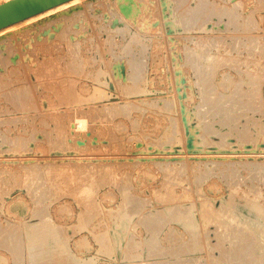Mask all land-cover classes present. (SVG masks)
Instances as JSON below:
<instances>
[{"label": "rangeland", "instance_id": "obj_1", "mask_svg": "<svg viewBox=\"0 0 264 264\" xmlns=\"http://www.w3.org/2000/svg\"><path fill=\"white\" fill-rule=\"evenodd\" d=\"M263 227L264 0H72L0 30V264H259Z\"/></svg>", "mask_w": 264, "mask_h": 264}, {"label": "bare ground", "instance_id": "obj_2", "mask_svg": "<svg viewBox=\"0 0 264 264\" xmlns=\"http://www.w3.org/2000/svg\"><path fill=\"white\" fill-rule=\"evenodd\" d=\"M203 1H204V0H203ZM207 1H208V0H207ZM200 2H201V0H200ZM178 3H179V1H178ZM188 3H189V2H188ZM197 4H198V3H197ZM217 4H218V3H217ZM181 5H182V4H181ZM183 6H184V5H183ZM186 6H187V3H186ZM186 6H185V7H186ZM190 7H191V6H190ZM190 7H189V8H190ZM199 7H200V6H199ZM199 7H198V8H199ZM201 7H202V6H201ZM182 8H183V7H182ZM201 9H202V11H203V10L205 9V7H204V8H201ZM213 9H214V7H213ZM232 9H233V8H232ZM190 10H191V9H190ZM195 10H196L195 12H197V9H196V8H195ZM210 10H211V9H210ZM224 10H225V9H224ZM199 11H200V10H199ZM189 12H191V11H188V13H189ZM214 12H215V10H214ZM232 12H233V10H232ZM186 13H187V12H186ZM192 13H193V12H192ZM200 13H201V11H200ZM209 13H210V12H209ZM212 13H213V12H212ZM229 13H230V12H229ZM181 14H182V13H181ZM194 14H195V13H194ZM217 14H218V13H217ZM232 14H233V13H232ZM190 15H191V14H190ZM195 15H197V13H196ZM208 15H209V14H208ZM208 15H207V16H208ZM184 16H185V15H184ZM192 16H194V15H192ZM198 16H199V15H198ZM198 16H197V17H198ZM201 16H202V15H201ZM210 16H211V15H210ZM187 17H188V16H187ZM212 17H213V16H212ZM221 17H222V16H221ZM231 17H232V16H231ZM191 18H192V17H191ZM208 18H209V17H208ZM208 18H207V19H208ZM217 18H218V17H217ZM232 18H233V17H232ZM235 18H236V17H235ZM235 18H234V19H235ZM184 19H185V18H184ZM184 19H182V20H184ZM195 19H196V18H195ZM228 19H229V18H228ZM124 20H125V19H124ZM190 20H191V19H190ZM192 20H193V19H192ZM202 20H203V19H202ZM204 20H205V19H204ZM219 20H220V19H219ZM184 21H185V20H184ZM195 21H197V20H195ZM198 21H200V20H198ZM208 21H209V20H208ZM237 21H239V20H237ZM203 22H204V21H203ZM217 22H218V21H217ZM179 23H180V22H179ZM182 23H183V22H182ZM187 23H188V22H187ZM200 23H201V22H200ZM207 23H208V22H207ZM218 23H220V21H219ZM198 24H199V23H198ZM231 24H232V23H231ZM188 25H189V24H188ZM239 25H240V24H239ZM199 27H200V26H199ZM204 27H205V26H204ZM204 27H203V28H204ZM206 27H207V26H206ZM236 27H237V26H236ZM201 28H202V26H201ZM114 29H116V28H114ZM121 29H122V28H121ZM121 29H120V30H121ZM184 29H186V28H184ZM188 29H189V27H188ZM198 29H199V28H198ZM122 30H123V29H122ZM113 31H114V30H113ZM186 31H187V30H186ZM119 32H120V31H119ZM129 32H130V31H129ZM123 33H124V32H123ZM123 33H122V34H123ZM125 33H126V32H125ZM137 35H139V33H138ZM134 37H135V36H134ZM134 37H132V38H134ZM112 38H113V37H112ZM137 38H138V36H137ZM139 38H141V37H139ZM125 39H126V38H125ZM197 39H198V38H197ZM202 39H203V38H202ZM132 40H133V39H132ZM145 40H146V39H145ZM198 40H199V39H198ZM114 41H115V40H114ZM134 41H135V40H134ZM138 41H139V40H138ZM205 41H206V40H205ZM208 41H209V40H208ZM211 41H212V40H211ZM110 42H111V41H110ZM130 42H131V41H130ZM216 42H217V40H216ZM133 43H134V42H133ZM135 43H136V41H135ZM143 43H144V41H143ZM200 43H201V42H200ZM207 43H208V42H207ZM209 43H210V42H209ZM218 43H219V41H218ZM128 44H129V43H128ZM126 45H127V44H126ZM126 45H125V46H126ZM133 45H134V44H133ZM144 45H145V44H144ZM213 46H214V45H213ZM121 47H122V46H121ZM126 47H128V45H127ZM130 47H131V46H130ZM206 47H207V46H206ZM222 47H223V46H222ZM236 47H237V46H236ZM196 48H197V47H196ZM130 49H131V48H130ZM235 49H236V48H235ZM239 49H240V48H239ZM122 50H123V49H122ZM136 50H137V49H136ZM185 50H186V49H184V51H185ZM120 51H121V50H120ZM127 51H128V50H127ZM127 51H125V52H127ZM140 51H141V50H140ZM191 51H192V50H191ZM206 51H207V50H206ZM219 51H220V50H219ZM228 51H229V50H228ZM121 52H122V51H121ZM125 52H123V53H125ZM143 52H144V51H143ZM229 52H230V51H229ZM190 53H192V52H190ZM193 53H194V52H193ZM185 54H186V53H185ZM207 54H208V52H207ZM223 54H224V53H223ZM135 55H136V54H135ZM203 55H204V54H203ZM203 55H202V56H203ZM205 55H206V54H205ZM209 55H210V54H209ZM221 55H222V54H221ZM228 55H229V54H228ZM187 56H188V55H187ZM197 56H199V55H197ZM207 56H208V55H207ZM214 56H215V55H214ZM225 56H226V55H225ZM134 57H135V56H134ZM199 57H200V56H199ZM223 57H224V56H223ZM232 57H233V56H232ZM132 58H133V57H132ZM138 58H139V57H138ZM188 58H189V57H188ZM212 58H214L213 55H212ZM212 58H211V59H212ZM235 58H236V57H235ZM140 59H141V58H139V60H140ZM206 59H207V58H206ZM215 59H216V57H215ZM226 59H228V58H226ZM130 60H131V59H130ZM130 60H129V61H130ZM202 60H204V59H202ZM202 60H200V61L202 62ZM213 60H214V59H213ZM217 60H218V59H217ZM234 60H236V59H234ZM205 61H206V60H205ZM209 61H210V59H209ZM209 61H208V62H209ZM225 61H226V60H225ZM130 62L132 63L133 61H130ZM186 62H188V61H186ZM201 62H200V64L202 65ZM241 62H242V61H241ZM136 63H137V62H136ZM198 63H199V62H198ZM211 63H213V62H211ZM211 63H208V64H211ZM223 63H224V62H223ZM237 63H238V62H237ZM237 63H236V64H237ZM136 65H137V64H136ZM139 65H140V64H139ZM188 65H189V64H188ZM191 65H192V64H191ZM196 65H197V64H196ZM204 65L206 66V64H204ZM241 65H242V64H241ZM245 65H246V64H245ZM130 66H131V65H130ZM141 66H142V65H141ZM144 66H145V65H144ZM216 66H218V65H216ZM136 67H138V66H136ZM193 67H195V66H193ZM196 67H197V66H196ZM219 67H220V66H219ZM141 68H142V67H141ZM132 69H133V68H132ZM138 69H139V68H138ZM144 69H145V68H144ZM203 70H204V69H203ZM210 70H211V69H210ZM213 70H214V69H213ZM133 71H134V69H133ZM139 71H140V70H139ZM207 71H208V70H207ZM211 71H212V70H211ZM209 72H210V71H209ZM139 73H141V72H139ZM197 73H198V72H197ZM246 73H247V72H246ZM131 74H132V73H131ZM133 74H134V73H133ZM136 74H137V73H136ZM212 74H214V73H212ZM129 75H130V74H129ZM141 75H142V74H141ZM196 75H197V74H196ZM199 75H200V74H199ZM138 76H139V75H138ZM135 77H136V76H135ZM140 77H141V76H140ZM197 77H198V76H197ZM199 77H200V76H199ZM202 77H203V74H202ZM246 77H247V76H246ZM131 78H132V76H131ZM133 78H134V77H133ZM136 78H137V77H136ZM136 78H135V79H136ZM210 78H211V77H210ZM210 78H209V79H210ZM257 78H258V77H257ZM204 79H205V78H204ZM206 79H207V77H206ZM130 80H134V79H130ZM136 80H137V79H136ZM138 81H139V80H138ZM202 81H203V80H202ZM258 81H259V80H258ZM132 82H133V81H132ZM135 82H136V81H135ZM200 82H201V81H200ZM211 82H212V81H211ZM142 83H143V82H142ZM231 83H233V82H231ZM244 83H245V82H244ZM247 83H248V82H247ZM250 83H252V82H250ZM253 83H254V82H253ZM132 84H133V83H132ZM218 84H219V83H218ZM237 84H238V83H237ZM254 84H255V83H254ZM205 85H206V84H205ZM212 85H213V84H212ZM231 85H232V84H231ZM255 85H256V84H255ZM258 85H259V84H258ZM258 85H257V86H258ZM127 86H128V85H127ZM198 86H199V84H198ZM200 86H201V85H200ZM228 86H229V85H228ZM223 87H224V86H223ZM255 87H256V86H255ZM127 88H128V87H127ZM137 88H138V87H137ZM198 88H199V87H198ZM210 88H211V86H210ZM225 88H226V87H225ZM235 88H236V87H235ZM237 88H238V87H237ZM133 89H134V88H133ZM204 89H205V88H204ZM229 89H230V88H229ZM254 90H255V89H254ZM242 91H243V90H242ZM210 92H211V91H210ZM133 93H134V92H133ZM203 93H204V92H203ZM237 93H238V92H237ZM210 94H211V93H210ZM217 94H218V93H217ZM232 94H233V93H232ZM242 94H243V93H242ZM244 94H245V93H244ZM253 94H255V93H253ZM213 95H215V94H213ZM245 95H246V94H245ZM221 96H222V94H221ZM228 96H229V95H228ZM236 96H237V95H236ZM238 96H239V95H238ZM243 96H244V95H243ZM202 97H203V96H202ZM206 97H208V95H207ZM225 97H226V96H225ZM230 97H231V96H230ZM208 98H209V97H208ZM222 98H223V97H222ZM239 98L241 99V97H239ZM220 99H221V98H220ZM242 99H243V98H242ZM213 100L215 101L214 98H213ZM255 100H256V99H255ZM260 100H261V99H260ZM260 100H259V101H260ZM205 101H206V100H205ZM252 101H253V99H252ZM201 102H202V101H201ZM212 102H213V101H212ZM229 102H230V101H229ZM233 102H234V101H233ZM235 102H236V99H235ZM238 102H239V101H237V103H238ZM130 103H131V102H130ZM158 103H159V102H158ZM166 103H167V102H166ZM204 103H205V102H204ZM218 103H219V102H218ZM246 103H247V102H246ZM246 103H245V105H246ZM251 103H252V102H251ZM251 103H250V104H251ZM258 103H259V102H258ZM137 104H138V103H137ZM156 104H157V103H156ZM213 104H214V103H213ZM219 104H220V103H219ZM240 104H241V103H240ZM260 104H261V103H260ZM147 105H148V104H147ZM203 105H204V104H203ZM207 105H208V103H207ZM209 105H210V104H209ZM211 105H212V104H211ZM229 105H230V104H229ZM245 105H244V107H245ZM247 105H248V104H247ZM257 105H258V104H257ZM129 106H130V105H129ZM200 106H201V104H200ZM215 106H217V103H215ZM215 106L213 105L214 109L216 108ZM250 106H251V105H250ZM252 106H253V104H252ZM260 106H262V105H260ZM133 107H134V106H133ZM154 107H155V105H154ZM204 107H206V106H204ZM219 107H220V105H219ZM221 107H222V106H221ZM226 107H227V105H226ZM231 107H232V106H231ZM231 107H230V108H231ZM248 107H249V106H248ZM254 107H256V106L254 105ZM166 108H168V107H166ZM227 108H228V107H227ZM227 108H226V109H227ZM233 108H234V107H233ZM249 108H250V107H249ZM257 108H259V106H258ZM133 109H134V108H133ZM137 109H138V108H137ZM168 109H170V107H169ZM216 109H217V108H216ZM216 109H215V110H216ZM218 109H219V108H218ZM228 109H229V108H228ZM239 109H240V108H239ZM124 110H126V109H124ZM138 110H139V109H138ZM200 110H201V109H200ZM215 110H214V111H215ZM223 110H225V108H224ZM232 110H233V109H232ZM232 110H231V113H232ZM243 110H244V109H243ZM245 110H246V109H245ZM259 110H260V108H259ZM169 111H170V110H169ZM211 111H212V110H211ZM226 111H227V110H226ZM255 111H256V110H255ZM215 112H216V111H215ZM215 112H214V113H215ZM130 113H131V112H130ZM204 113H205V112H204ZM209 113H210V112H209ZM211 113H212V112H211ZM243 113H244V112H243ZM261 113H262V112H261ZM212 114H213V113H212ZM217 114H218V113H217ZM223 114H224V113H223ZM228 114H229V113H228ZM128 115H129V114H128ZM200 115H201V114H200ZM206 115H207V114H206ZM224 115H225V114H224ZM242 115H243V114H242ZM225 116H226V115H225ZM238 116H239V115H238ZM231 117H232V116H231ZM204 118H205V117H204ZM223 119H224V118H223ZM235 119H236V117H235ZM202 120H203V119H202ZM219 120H220V119H219ZM232 120H233V119H232ZM252 120H253V119H252ZM203 121H204V120H203ZM254 121H255V120H254ZM213 122H214V121H213ZM223 122H224V121H222V123H223ZM227 122H228V121H227ZM233 122H234V121H233ZM248 122H249V121H248ZM202 123H203V122H202ZM207 123H208V122H207ZM220 123H221V122H220ZM245 123H246V122H245ZM210 124H211V123H210ZM225 124H226V123H225ZM220 125H221V124H220ZM212 126H214V125H212ZM221 126H222V125H221ZM224 126H225V125H224ZM245 126H246V125H245ZM243 127H244V126H243ZM234 128H236V127H234ZM248 128H249V127H248ZM230 129H231V128H230ZM236 129H237V128H236ZM211 130H212V129H211ZM244 130H245V128H244ZM246 130H247V129H246ZM261 130H262V128H261ZM218 131H219V130H218ZM248 131H249V130H248ZM237 132H239V131H237ZM242 132H243V131H242ZM218 133H219V132H218ZM239 133H240V132H239ZM246 134H247V133H246ZM251 134H252V132H251ZM237 135H238V134H237ZM239 135H240V134H239ZM221 136H222V135H221ZM246 137H247V136H246ZM256 137H257V136H256ZM5 138H6V137H5ZM16 138H17V137H16ZM18 138H19V137H18ZM18 138H17V139H18ZM60 138H61V137H60ZM242 138H243V136H242ZM11 139H12V138H11ZM245 139H246V138H245ZM250 139H251V137H250ZM6 140H7V139H6ZM12 140H13V139H12ZM248 140H249V139H248ZM16 141H17V140H16ZM19 143H20V142H19ZM17 145H18V144H17ZM35 164H36V163H35ZM55 164H56V163H55ZM64 164H65V163H64ZM30 165H31V164H30ZM68 165H69V164H68ZM35 166H36V165H35ZM24 167H25V166H24ZM65 167H66V166H65ZM36 168H37V167H36ZM27 169H28V168H27ZM29 171H30V170H29ZM23 172H24V171H23ZM25 173H26V172H25ZM41 173H42V172H41ZM200 174H201V173H200ZM226 175H227V174H226ZM252 175H253V174H252ZM34 176H35V175H34ZM37 176H38V175H37ZM39 176H40V173H39ZM199 176H200V175H199ZM202 176H203V175H202ZM29 178H30V176H29ZM33 178H34V177H33ZM35 178H36V177H35ZM197 178H199V177H197ZM94 179H95V178H94ZM198 180H200V178H199ZM33 183H34V182H33ZM40 184H41V183H40ZM84 184H85V183H84ZM85 185H86V184H85ZM41 186H42V185H41ZM123 186H125V185H123ZM37 187H38V186H37ZM46 187H47V186H46ZM29 188H30V186H29ZM44 188H45V187H44ZM38 189H39V187H38ZM40 189H41V188H40ZM49 189H51V188H49ZM93 189H94V188H93ZM35 190H36V189H35ZM30 192H31V191H30ZM32 192H33V191H32ZM44 192H46V191H44ZM87 192H88V191H87ZM171 192H172V191H171ZM41 193H42V192H41ZM47 193H48V192H47ZM93 193H94V192H93ZM122 193H123V192H122ZM90 194H91V193H90ZM171 194H172V193H171ZM32 196H33V194H32ZM125 196H126V195H125ZM128 196H129V195H128ZM172 196H173V195H172ZM133 197H134V196H133ZM133 197H132V195H131L130 198H131V199H134ZM41 198H42V197H41ZM44 198H45V197H44ZM130 198H128V201H127V200H126V201L129 202V201H130V200H129ZM164 198H165V197H164ZM135 199H136V198H135ZM135 199L133 200V204H135V203H134ZM137 200H138V199H136V201H137ZM92 201H93V200H91V202H92ZM138 201H140V200H138ZM138 201H137V202H138ZM141 201H142V200H141ZM35 202H36V201H35ZM130 202H132V201H130ZM137 202H136V203H137ZM141 203L144 204L145 202L142 201ZM128 204H129V203H128ZM133 204H131V205H133ZM137 204H139V203H137ZM139 205H140V204H139ZM139 205H138V207H140V206L143 207V206H144V205H142V204H141L140 206H139ZM250 206H251V205H250ZM35 207H37V206H35ZM42 207H43V206H42ZM42 207H41V208H42ZM132 207H133V206H132ZM135 207H137V205H135ZM142 207H141V208H142ZM130 208H131V207H130ZM133 208H134V207H133ZM141 208H139V209H141ZM37 209H39V208H37ZM45 209H46V208H45ZM45 209H44V210H45ZM139 209H137V211H138ZM166 209H167V208H166ZM173 209H174V207H173ZM20 210H21V209H20ZM40 210H41V209H40ZM40 210H39V212H40ZM131 210H132V209H131ZM176 210H177V209H176ZM134 211H136V210H134ZM137 211H136V212H137ZM139 211H140V210H139ZM168 211H169V210H168ZM172 211H173V210H172ZM180 211H181V210H180ZM225 211H226V210H225ZM17 212H18V211H17ZM20 212H22V211H20ZM42 212H43V211H42ZM173 212H174V211H173ZM47 213H48V212H47ZM123 213H124V212H123ZM133 213H134V212H133ZM138 213H139V212H137V214H138ZM140 213H141V211H140ZM140 213H139V214H140ZM175 213H176V212H175ZM38 214H39V213H38ZM40 214H41V213H40ZM127 214H128V213H127ZM134 214H135V213H134ZM134 214H132V215L134 216ZM153 214H154V213H153ZM153 214L150 213L151 216H152ZM156 214H160V212L158 213V211H157ZM156 214H154V215H156ZM162 214H163V212H162ZM168 214H169V212H168ZM170 214H171V213H170ZM172 214H173V213H172ZM172 214H171V216H172ZM188 214H189V213H188ZM240 214H241V213H240ZM34 215H35V214H34ZM128 215H129V214H128ZM140 215H141V214H140ZM38 216H39V215H38ZM41 216L43 217L42 214H41ZM50 216H51V215H50ZM85 216H86V215H85ZM121 216H122V215H121ZM133 216H131V217H133ZM141 216H142V215H141ZM161 216H162V215H161ZM161 216L159 215L160 218H161ZM164 216H165V215H163V217H164ZM226 216H227V215H226ZM226 216L223 215V214H219V215L217 216V220H218V222H219L220 224H224V223H226V221H227V217H226ZM46 217H47V215H46ZM129 217H130V216H129ZM142 217H143V216H142ZM157 217H158V215H157ZM159 217H158V218H159ZM163 217H162V218H163ZM173 217H174V216H173ZM191 217H193V216H191ZM230 217H231V216H230ZM35 218H36V217H35ZM39 218H40V217H39ZM43 218H44V217H43ZM139 218H140V216H139ZM145 218H146V217H144V224H145V221H146ZM148 218H149V217H148ZM155 218H156V216H155ZM158 218H157V219H158ZM168 218H169V217H168ZM168 218H167V216H166V220H168ZM188 218H189V217H188ZM188 218H187V219H188ZM248 218H249V217H248ZM41 219H42V218H41ZM85 219H86V218H85ZM126 219H127V218H126ZM146 219H147V218H146ZM151 219H152V217H151ZM151 219H149V220H151ZM210 219H211V218H210ZM87 220H88V219H87ZM120 220H121V219H120ZM122 220H123V219H122ZM154 220H155L156 222L158 221V220H156V219H154ZM159 220H160V219H159ZM163 220H165V218H164ZM192 220H193V219H192ZM151 221H152V220H151ZM155 221H154V223L156 224ZM160 221H161V220H160ZM160 221H159V222H160ZM229 221H230V220H229ZM23 222H24V221H23ZM149 222H150V221H149ZM163 222H164V221H163ZM179 222H180V221H179ZM185 222H186V224H187V221H185ZM190 222H191V221L189 220V222H188L189 225H190ZM256 222H257V221H256ZM36 223H37V222H36ZM150 223H151V222H150ZM152 223H153V222H152ZM164 223H166V222H164ZM192 223H193V222H192ZM192 223H191V224H192ZM25 224H26V223H25ZM141 224H142V223H141ZM147 224H149V223H147ZM248 224H249V223H248ZM39 225H40L41 227L43 226V229L45 228V230H46L47 227H49V228H47V230H48L49 232H48V233L46 232V233H47L46 236H47L48 239H49L48 236H50V245H49V242H48L47 245H49L48 247L51 246V249L48 250V252H47V250H46V252H47L46 254L43 253V252L41 251L42 249L39 250L40 252H42V253L44 254V255H43L42 253L39 252L40 255L42 254V256H39V254H38L39 259H42V258L47 259V257H53V256H56V255L58 256V255H60L62 252L66 251L65 248H63V247H64L63 244H61V235H60V233H59L60 230L58 231L59 228H58V229L56 228L57 225L55 226V223H53V222L50 220L49 217H48V218H44L43 220H41V222H40L39 224H35V223H33V224H28V225H26V226L24 225V227H25V235H26L25 237H26L27 239H29V241H33V242H34L35 240H37L36 237H38V236H37L38 234L40 235V237L42 236V235L39 233L38 228H36V227L39 226ZM151 225H152V224H151ZM151 225H146V227L151 226ZM156 225H158V224H156ZM156 225H155V226H156ZM160 225H161L160 227H162V226L165 225V224L162 225V224L160 223ZM225 225H227V224H225ZM225 225H224V226H225ZM40 226H39V227H40ZM153 226H154V225H152L151 227H148V228H150V232L153 231V230H152ZM221 226H223V225H221ZM13 227H14V226H13ZM41 227H40V229L42 230ZM157 227H159V226H157ZM11 228H12V227H11ZM18 228H19V227H18ZM61 228H62V227H61ZM263 228H264V227H263ZM19 229H21V228H19ZM19 229H17V233H18ZM36 229H37L38 231H37ZM49 229H50V230H49ZM153 229H154V228H153ZM156 229H157V228H155L154 231H155ZM254 229H255V228H254ZM256 229H257V228H256ZM11 230H12V229H11ZM45 230H44V231H45ZM157 230H158V229H157ZM252 230H253V229H252ZM257 230H258V229H257ZM14 231H16V230H14ZM193 231H194V230H193ZM193 231H192V232H193ZM228 231H229V230H228ZM250 231H251V229H250ZM258 231H259V230H258ZM60 232H62V231H60ZM160 232H161V231H160ZM251 232H252V231H251ZM262 232H263V231H262ZM262 232H256V233H257V234H256L257 239H258V240H261V241H259V242H262V241L264 242V233H262ZM11 233H12V232H11ZM21 233H22V232H21ZM37 233H38V234H37ZM42 233H44V232H42ZM13 234L16 235V233H13ZM48 234H49V235H48ZM103 234H104V233H103ZM105 234H106V233H105ZM153 234H154V233H153ZM158 234H159V233H158ZM172 234H173V233H172ZM222 234H223V233H222ZM232 234H233V233H232ZM253 234H254V233H253ZM17 235L20 236V233H18ZM44 235H45V234H44ZM107 235H108V234H107ZM228 235H229V234H228ZM239 235H240V234H239ZM249 235H251V233H249ZM21 236H23V235H21ZM46 236H45V240L47 241ZM153 236H154V235H152V237H153ZM167 236H169V235H167ZM176 236H177V235H176ZM220 236H221V235H220ZM5 237H6V236H5ZM11 237H12V236H11ZM17 237H18V236H17ZM62 237H63V236H62ZM101 237H102V236H101ZM105 237H106V236H104V238H105ZM109 237H110V236H109ZM241 237H242V236H241ZM247 237H249V236H247ZM254 237H255V236L252 237V235H251V242H252V243H253V241H254V240L252 241V238H254ZM15 238H16V237H15ZM18 238H19V237H18ZM18 238H16V242H18V240H19ZM20 238H21V237H20ZM172 238H173V236H172ZM174 238H175V237H174ZM10 239H11V238H10ZM17 239H18V240H17ZM22 239H23V238H22ZM34 239H35V240H34ZM107 239H108V238H107ZM155 239H156V238H155ZM168 239H169V238H168ZM227 239H228V238H227ZM247 239H248V238H247ZM254 239H256V238H254ZM20 240H21V239H20ZM41 240H42V239H41ZM98 240H99V239H98ZM175 240H176V239H175ZM249 240H250V238H249ZM0 241H1V240H0ZM8 241H9V240H8ZM29 241H28L27 243H29ZM46 241L43 240V242H45V243H46ZM48 241H49V240H48ZM101 241H104V240L101 239ZM105 241H106V240H105ZM105 241H104V242H105ZM189 241H190V240H189ZM236 241H237V240H236ZM243 241H244V240H243ZM256 241H257V240H256ZM1 242H3V240H2ZM20 242H21V241H20ZM107 242H108V240H107ZM127 242H128V241H127ZM129 242H130V241H129ZM227 242H228V241H227ZM234 242H235V241H234ZM241 242H242V241H241ZM248 242H249V241H248ZM248 242H246V240H245V242H243V243H248ZM12 243H14V242H12ZM21 243H24V242H21ZM21 243H19V244L16 243V244L18 245L19 248H20V244H21ZM45 243H43V245H44ZM190 243H191V242H189V244H190ZM193 243H194V241H193ZM197 243H199V239H198V242H197ZM201 243H202V242H201ZM16 244H15V245H16ZM132 244H133V243H132ZM248 244H249V243H248ZM248 244H247V245H248ZM253 244H254V243H253ZM259 244H260V243H259ZM1 245H3V244L1 243ZM7 245H8V244H7ZM12 245H13V244H12ZM12 245H11V247H12V249H13L14 245H13V246H12ZM17 245H16L15 248H18ZM27 245H28V244H27ZM30 245H31V244L28 245L29 248H31ZM32 245H33V244H32ZM32 245H31V246H32ZM35 245H36V244H35ZM105 245H106V243H105ZM107 245H108V243H107ZM107 245H106V246H107ZM190 245L192 246V244H190ZM244 245L247 247L246 244H244ZM261 245H262V243H261ZM4 246L6 247V243H4ZM22 246H23V245H21V248H22ZM33 246H34V245H33ZM106 246H104V247L106 248ZM110 246H111V245H110ZM186 246H188V245H186ZM232 246H233V245H232ZM235 246H236V245H235ZM235 246H234V247H235ZM250 246H251V245H250ZM253 246H254V245H252V247H253ZM41 247H42V246H41ZM41 247H40V248H41ZM67 247H68V246H67ZM120 247H121V246H120ZM135 247H136V245H135ZM143 247H144V246H143ZM184 247H185V246H184ZM237 247H238V246H237ZM241 247H242V246L240 245V248H241ZM255 247H256V246H255ZM257 247H259V246L257 245ZM15 248H14V249H15ZM32 248H33V247H32ZM46 248H47V247H46ZM107 248H109V247H107ZM155 248H156V247H155ZM192 248H193V247H192ZM230 248H231V247H230ZM238 248H239V247H238ZM248 248H249V246H248ZM44 249H45V248H44ZM48 249H49V248H48ZM128 249H129V248H128ZM128 249H127V250H128ZM132 249H133V246H132ZM139 249H140V248H139ZM153 249H154V248H153ZM159 249H161V248H159ZM159 249L157 248V250H159ZM176 249H177V248H176ZM184 249H185V248H184ZM236 249H237V248H236ZM243 249H244V248H243ZM249 249H251V247H250ZM252 249H254V248H252ZM255 249H257V248H255ZM255 249H254V250H255ZM259 249H260L259 252L261 253V252L263 251L264 247H263L262 249H261V248H259ZM9 250H10V249H9ZM19 250H20V249H19ZM23 250H24V249H23ZM27 250H28V249H27ZM31 250H32V249H31ZM33 250H34V249H33ZM33 250H32V251H33ZM35 250H36V247H35ZM133 250H134V249H133ZM135 250H136V249H135ZM142 250H143V249H142ZM155 250H156V249H155ZM163 250H164V249H163ZM177 250H178V249H177ZM181 250H182V249H181ZM231 250H232V249H231ZM247 250H248V249H247ZM247 250H246L245 252H247ZM16 251H17V253L19 252L17 249H16ZM16 251H15V252H16ZM20 251H22V250H20ZM43 251H44V250H43ZM107 251H108V250H107ZM122 251H123V250H122ZM151 251H153V250H152V247H151ZM174 251H175V250H174ZM191 251H192V250H191ZM225 251H226V250H225ZM232 251H233V250H232ZM232 251H231V252H232ZM235 251H236V250H235ZM238 251H239V249H238ZM241 251H243V250H241ZM249 251H250V252H253L252 250H248V252H249ZM257 251H258V249H257ZM153 252H155V251H153ZM159 252H160V251H159ZM161 252H162V251H161ZM171 252H172V251H171ZM227 252H228V251H227ZM250 252H249V253H250ZM22 253H23V252H22ZM27 253H28V251H27ZM30 253H31V254H30ZM30 253H29V255H32V252H31V251H30ZM36 253H37V252H36ZM36 253H35V254H36ZM138 253H139V252H138ZM151 253H152V252H151ZM181 253H182V252H181ZM233 253H234L233 256H235V253H236V252H233ZM239 253H240V252H238V254H239ZM243 253H244V252H242V254H243ZM254 253H255V252H254ZM135 254H136V253H135ZM140 254H141V253H140ZM155 254H156V253H155ZM157 254H158V252H157ZM161 254H162V253H161ZM161 254H160V255H161ZM163 254H164V253H163ZM169 254H170V253H169ZM188 254H189V253H188ZM223 254H224V253H223ZM225 254H227V253L225 252ZM231 254H232V253H231ZM236 254H237V253H236ZM238 254H237V255H238ZM242 254H241V256H242ZM244 254L246 255V254H248V253H244ZM263 254H264V253H263ZM14 255H15V257H17L15 253H14ZM14 255H13V256H14ZM33 255H34V254H33ZM36 255H37V254H36ZM127 255H128V254H127ZM166 255H167V254H166ZM229 255H230V254H229ZM229 255H227L228 258L230 257ZM237 255H236V256H237ZM245 255H243L242 258H244ZM250 255H251V254H250ZM20 256H21V255H20ZM23 256H24V254H23ZM128 256H129V255H128ZM134 256H135V255H134ZM147 256H148V255H147ZM233 256H232V260H235V259H233ZM241 256L239 255L240 258H241ZM260 256H262V255H260ZM260 256L257 257L258 260L256 259V260L258 261L257 263H259V264H264V260H263L264 258L261 259V258L264 257V256H262L261 258H260ZM34 257H36V256H34ZM173 257H174V256H173ZM224 257H225V255H224ZM237 257H238V256H237ZM247 257H248V256L246 255V259H245V260H247ZM253 257L256 258V255H255V256L253 255ZM13 258H14V257H13ZM23 258H24V257H23ZM23 258H22V260H23ZM27 258H28V256H27ZM53 258H54V257H53ZM136 258H137V257H136ZM147 258H148V257H147ZM226 258H227V257H226ZM234 258H235V257H234ZM249 258H250V257H249ZM249 258H248V259H249ZM251 258H252V256H251ZM14 259L16 260V258H14ZM19 259H20V257H19ZM34 259H35V260H34ZM34 259H33V260L36 261L38 258H34ZM65 259H66V258H65ZM90 259H91V258H90ZM237 259H238V258H237ZM22 260H21V263L23 262ZM33 260H32V262H33ZM47 260H48V259H47ZM49 260H50V259H49ZM52 260H53V259H51L50 261H52ZM63 260H64V259H63ZM73 260H74V259H73ZM128 260H129V259H128ZM227 260H228V259H227ZM227 260H226V261H227ZM232 260H231V261H232ZM243 260H244V259H243ZM252 260H253V259H252ZM42 261H43V260H42ZM42 261H41V262H42ZM50 261H49V263H51ZM231 261H230V263H231ZM239 261H240V260H239ZM241 261H242V259H241ZM241 261H240V262H241ZM249 261H250V260H249ZM249 261H248V260L245 261V262L242 261V263L239 262L238 264H246V262H247V264H248ZM254 261H255V260H254ZM14 262H15V261H14ZM18 262H19V260L16 261L17 264H18ZM28 262H29V261H28ZM38 262H40V261H38ZM53 262L56 263L55 261H53ZM60 262H61V261H60ZM60 262H59V263H60ZM65 262H66V261H65ZM90 262H91V260H90ZM95 262H96V261H95ZM95 262H94V263H95ZM161 262H162V261H161ZM173 262H174V261H173ZM216 262H217V261H216ZM233 262H234V261H233ZM235 262H237V261L235 260ZM251 262H252V261H251ZM255 262H256V261H255ZM16 263H15V264H16ZM21 263H20V264H21ZM45 263H48V262H45ZM45 263H44V264H45ZM77 263H78V262H77ZM169 263H170V262H169ZM252 263H253V262H252ZM56 264H57V263H56ZM63 264H64V263H63ZM172 264H173V263H172ZM227 264H228V262H227ZM250 264H251V263H250ZM254 264H255V263H254Z\"/></svg>", "mask_w": 264, "mask_h": 264}, {"label": "water", "instance_id": "obj_3", "mask_svg": "<svg viewBox=\"0 0 264 264\" xmlns=\"http://www.w3.org/2000/svg\"><path fill=\"white\" fill-rule=\"evenodd\" d=\"M72 0H10L0 4V30Z\"/></svg>", "mask_w": 264, "mask_h": 264}]
</instances>
